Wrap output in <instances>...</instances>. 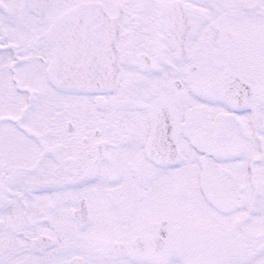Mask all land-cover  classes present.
<instances>
[{
  "label": "snow or ice",
  "instance_id": "snow-or-ice-1",
  "mask_svg": "<svg viewBox=\"0 0 264 264\" xmlns=\"http://www.w3.org/2000/svg\"><path fill=\"white\" fill-rule=\"evenodd\" d=\"M0 264H264V0H0Z\"/></svg>",
  "mask_w": 264,
  "mask_h": 264
}]
</instances>
